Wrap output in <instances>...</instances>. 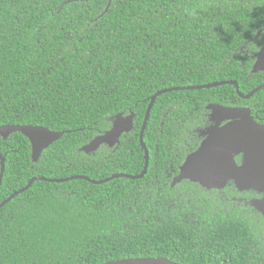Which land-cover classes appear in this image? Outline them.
Wrapping results in <instances>:
<instances>
[{
    "label": "trees",
    "instance_id": "1",
    "mask_svg": "<svg viewBox=\"0 0 264 264\" xmlns=\"http://www.w3.org/2000/svg\"><path fill=\"white\" fill-rule=\"evenodd\" d=\"M258 30L264 37V0H0V127L63 133L37 162L22 134L0 137V204L37 176L140 174L139 134L151 97L238 77L247 94L264 83L248 77ZM214 98L246 102L230 86L156 98L143 134V178L101 185L38 180L15 196L0 208V264L159 257L264 264V219L248 204L230 199L225 208L220 191L171 187L172 170L190 150L174 135H188L184 121L194 104ZM131 112L134 129L119 144L80 151L112 117Z\"/></svg>",
    "mask_w": 264,
    "mask_h": 264
},
{
    "label": "water",
    "instance_id": "2",
    "mask_svg": "<svg viewBox=\"0 0 264 264\" xmlns=\"http://www.w3.org/2000/svg\"><path fill=\"white\" fill-rule=\"evenodd\" d=\"M264 69V47L258 54L257 61L253 68V73ZM225 84H232L241 98L248 99L254 93L264 89V86L255 88L248 95L238 92V86L235 82L217 83L202 86H191L181 88H170L157 91L150 99L146 109L145 117L139 134V144L144 152V167L140 174L130 176L126 174H114L103 180H90L86 176H71L63 179H48L45 177L31 178L25 187L14 192L5 201L0 204V208L10 202L15 196L28 190L32 184L38 180L48 183H63L72 180H84L94 185H101L113 179L128 178L140 179L147 172L149 155L143 142L144 130L150 116V111L157 97L167 92L183 90H201L210 89ZM214 109V108H213ZM247 111V110H246ZM245 111V112H246ZM239 122L224 127L221 130H211L209 137L203 141L200 147L189 154L179 168L178 175L173 179V185L183 180L198 184L205 189H223L228 181H233L236 188L240 191L254 190L263 194V198L251 202L261 215L264 216V126L258 125L251 120L248 113L239 110ZM134 113L128 115L125 113L116 114L112 117V126L102 134L96 135L89 143L80 148L85 154L97 151L100 146L105 145L113 147L119 144V139L123 133L132 131ZM22 134L30 144L31 160L37 162L42 152L52 143L57 141L62 132L49 130L43 126L29 125H4L0 127V137L7 139L10 134ZM241 155L242 161L236 165L233 156ZM5 170V157L0 154V186ZM103 264H177L166 258H127L116 261H110Z\"/></svg>",
    "mask_w": 264,
    "mask_h": 264
},
{
    "label": "flooded vegetation",
    "instance_id": "3",
    "mask_svg": "<svg viewBox=\"0 0 264 264\" xmlns=\"http://www.w3.org/2000/svg\"><path fill=\"white\" fill-rule=\"evenodd\" d=\"M262 30H258L256 35L253 37V40H256V39L260 40L259 41L260 43L258 44V49H257L256 53L253 55V57L251 59V61H252L251 64L248 66L249 67L248 77H250V78L256 77L259 81H264V69L260 70L258 72H254V73L252 70L255 66V63L257 61L258 54H259L260 50L264 47V37L260 36ZM234 55L238 56V53H232L230 56H234ZM244 56L246 59V55H244ZM239 62H240V64H244L245 60L241 59V60H239ZM236 63L239 64L237 59H236ZM238 66L239 65H237V67ZM244 72H245V70H244ZM244 72H243V75H244ZM241 75H242V73H241ZM240 78L241 77H238L237 79L230 78L228 80H223V81L210 83V84H217V83H223V82L224 83L235 82L238 86V92H239L238 80ZM204 85H209V84H204ZM222 86L233 87L235 94L240 99H243V101H246V102L240 103L235 99H229V100L224 101L223 99L214 98L212 101H208V100L205 101V104L203 107H200L199 104H194L193 112L191 114H189L186 117V120L184 121L185 131L188 135H174L178 139L184 140V142H185L184 144L190 148L189 153L185 156V158L189 154H192L193 152H195L200 147L201 143L209 137L208 133H210L211 130H221L224 127L226 128V127L230 126L231 124L239 122L241 120V118L238 116V112H237L239 110H241L243 112H245L247 110L244 113V115H246V113H248L249 117L251 118V120L253 122H255L258 125L264 126V95L262 97H257L256 99H253L252 101L250 100L254 96H256L257 93H259L260 91H263L264 89L254 93L248 99H244L238 95L234 85L225 84ZM259 86H264V83L257 85L255 88H257ZM217 87H219V86H217ZM255 88H253L251 91H249L245 95H248ZM239 93H241V92H239ZM224 95H226V94H224ZM133 123H134V121H133ZM111 126H112V123H111ZM111 126L109 127V129L111 128ZM109 129H107V130H109ZM133 129H134V127H133ZM107 130H105V131H107ZM105 131H103V132H105ZM103 132H101L99 134H102ZM130 132L123 133L121 135L120 139L122 137H125L126 134H128ZM99 134H97V135H99ZM10 135H12V134H10ZM120 139H119V142H120ZM106 147L109 149V148H113L115 146H113V147L106 146ZM185 158H184V160H185ZM233 159H234L236 165L239 166L241 164V161H242L241 155H234ZM184 160L182 161V163L184 162ZM182 163L177 166V171L172 170L171 181H170L171 187H173L172 186L173 185V179L178 175L179 168L182 165ZM180 183H182V184L191 183L194 185H198L196 183H192V182L186 181V180H183V181L176 183V184H180ZM202 189H204L205 191H208V192H212V191H218L219 192L220 191L221 192L220 205L225 207V208H226L225 205L229 202L230 199L242 200L243 204H245V205L248 204L249 207H251V209L254 212H256L260 217H262L264 219V216L261 215L251 205V202L256 201V200H260L263 198V194H261V193H257L254 190L240 191L236 188L233 181H228L223 189H205V188H202Z\"/></svg>",
    "mask_w": 264,
    "mask_h": 264
}]
</instances>
